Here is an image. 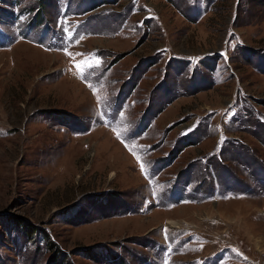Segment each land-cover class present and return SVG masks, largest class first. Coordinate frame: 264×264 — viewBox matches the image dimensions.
Segmentation results:
<instances>
[{"label":"rangeland","instance_id":"obj_1","mask_svg":"<svg viewBox=\"0 0 264 264\" xmlns=\"http://www.w3.org/2000/svg\"><path fill=\"white\" fill-rule=\"evenodd\" d=\"M0 264H264V0H0Z\"/></svg>","mask_w":264,"mask_h":264},{"label":"snow or ice","instance_id":"obj_2","mask_svg":"<svg viewBox=\"0 0 264 264\" xmlns=\"http://www.w3.org/2000/svg\"><path fill=\"white\" fill-rule=\"evenodd\" d=\"M71 39V37H69ZM86 66L87 67H98L99 64H100V61L99 60H95V63H88V62H85ZM76 67L80 70V72L82 73L83 72V68L81 67L80 64H77ZM107 100V97L105 96L103 99L99 98L98 97V105L101 104V103H105ZM121 115V118L123 119V113L120 114ZM119 135V134H118ZM138 160H139V157H138ZM141 169L142 171L145 169V164L143 162H141ZM146 178H149L150 179V182H151V177H147Z\"/></svg>","mask_w":264,"mask_h":264},{"label":"bare ground","instance_id":"obj_3","mask_svg":"<svg viewBox=\"0 0 264 264\" xmlns=\"http://www.w3.org/2000/svg\"><path fill=\"white\" fill-rule=\"evenodd\" d=\"M173 224V223H172Z\"/></svg>","mask_w":264,"mask_h":264}]
</instances>
